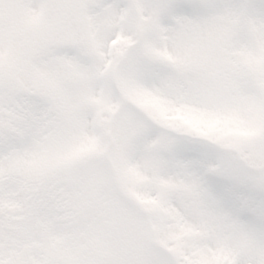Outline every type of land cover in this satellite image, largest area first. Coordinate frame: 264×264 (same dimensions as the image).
I'll list each match as a JSON object with an SVG mask.
<instances>
[{"label": "snow or ice", "instance_id": "obj_1", "mask_svg": "<svg viewBox=\"0 0 264 264\" xmlns=\"http://www.w3.org/2000/svg\"><path fill=\"white\" fill-rule=\"evenodd\" d=\"M0 264H264V0H0Z\"/></svg>", "mask_w": 264, "mask_h": 264}]
</instances>
